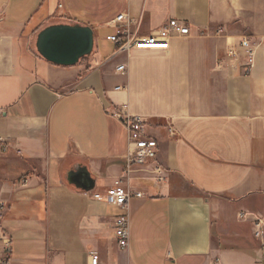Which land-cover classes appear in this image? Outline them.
Masks as SVG:
<instances>
[{"label": "crops", "instance_id": "0c3cea01", "mask_svg": "<svg viewBox=\"0 0 264 264\" xmlns=\"http://www.w3.org/2000/svg\"><path fill=\"white\" fill-rule=\"evenodd\" d=\"M123 13L140 37L174 19L191 33L168 52L114 57L99 32ZM59 24L95 32L77 66L37 51ZM243 38L250 74L228 57ZM116 110L146 118L159 142L158 160L130 175ZM0 138V264L7 240L11 264H90L92 252L102 264H264V0H0ZM79 167L94 190L69 182ZM119 180L143 195L125 250L123 212L94 198Z\"/></svg>", "mask_w": 264, "mask_h": 264}, {"label": "built area", "instance_id": "2783aa9c", "mask_svg": "<svg viewBox=\"0 0 264 264\" xmlns=\"http://www.w3.org/2000/svg\"><path fill=\"white\" fill-rule=\"evenodd\" d=\"M131 23L129 16L125 13L117 16L113 21L115 32L106 37V40L116 47L114 57L126 55L137 51H160L168 52L171 47V41L175 37L188 36L191 29L186 23L180 20H170L162 29L148 36H138L131 32ZM160 47V48H150ZM228 57L235 60L244 58L246 60V72L250 74L255 65V47L248 38H243L238 46H233L228 51ZM116 72L121 76H127L129 69L127 64H119ZM117 89H120L118 87ZM112 116L119 120L128 132V154L126 156V175H130L137 167H144L155 163L159 156V142L150 134L153 125L141 116H133L124 110H116ZM170 133L174 134L172 128H168ZM3 140L0 138V144ZM163 180V178H160ZM142 193L130 191L119 180L115 182L105 194H95L96 200H104L108 205L119 208L123 214L118 216L114 222L115 237L119 247L127 249L130 242V219L128 215L129 203L133 197L142 198ZM260 223L257 224V227ZM261 231H257L256 236H260ZM6 248L4 258L1 264H11L10 262V241H5ZM264 251V248H263ZM90 264H102L98 252L90 254ZM214 264H219L214 263Z\"/></svg>", "mask_w": 264, "mask_h": 264}, {"label": "water", "instance_id": "95a60500", "mask_svg": "<svg viewBox=\"0 0 264 264\" xmlns=\"http://www.w3.org/2000/svg\"><path fill=\"white\" fill-rule=\"evenodd\" d=\"M36 48L46 61L60 67H74L93 54L95 32L89 26L52 25L38 34ZM68 180L86 192L94 190L95 187L86 167L71 171Z\"/></svg>", "mask_w": 264, "mask_h": 264}, {"label": "rangeland", "instance_id": "374dc122", "mask_svg": "<svg viewBox=\"0 0 264 264\" xmlns=\"http://www.w3.org/2000/svg\"><path fill=\"white\" fill-rule=\"evenodd\" d=\"M84 3V2H83ZM115 30L113 29H109V28H106L104 27L102 30H100L99 32V38H98V43L99 44H102V43H105V42H108V41H105L106 40V36L110 33H114ZM109 43V42H108ZM110 44V43H109ZM94 53V52H93Z\"/></svg>", "mask_w": 264, "mask_h": 264}, {"label": "bare ground", "instance_id": "6f19581e", "mask_svg": "<svg viewBox=\"0 0 264 264\" xmlns=\"http://www.w3.org/2000/svg\"><path fill=\"white\" fill-rule=\"evenodd\" d=\"M150 48H160V47H150ZM154 52V51H153ZM158 52V51H157ZM160 52V51H159Z\"/></svg>", "mask_w": 264, "mask_h": 264}]
</instances>
